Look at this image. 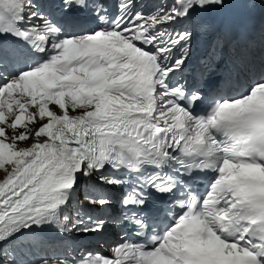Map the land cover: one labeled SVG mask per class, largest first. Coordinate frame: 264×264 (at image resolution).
Returning a JSON list of instances; mask_svg holds the SVG:
<instances>
[{"label":"snow or ice","instance_id":"6c2138e0","mask_svg":"<svg viewBox=\"0 0 264 264\" xmlns=\"http://www.w3.org/2000/svg\"><path fill=\"white\" fill-rule=\"evenodd\" d=\"M233 6L264 0H0V249L123 225L109 250L30 264H264V52L177 82L198 38L215 64L210 16Z\"/></svg>","mask_w":264,"mask_h":264},{"label":"bare ground","instance_id":"6f19581e","mask_svg":"<svg viewBox=\"0 0 264 264\" xmlns=\"http://www.w3.org/2000/svg\"><path fill=\"white\" fill-rule=\"evenodd\" d=\"M258 44H260V45H264V42H262V40H260L259 42H258ZM31 127V126H30ZM28 143H31V141H29ZM20 146L21 147H24L25 146V144L23 143V142H21L20 143ZM3 176V173L2 172H0V177H2ZM90 183H92V181H86V182H84V185L85 184H90ZM87 203V201L85 202V204ZM55 232H59V229L56 227V226H52L51 227ZM6 245V244H5ZM4 246V245H3ZM0 261H1V259H0Z\"/></svg>","mask_w":264,"mask_h":264}]
</instances>
